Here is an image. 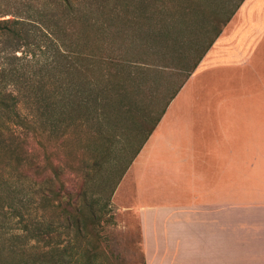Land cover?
<instances>
[{"label":"rangeland","instance_id":"374dc122","mask_svg":"<svg viewBox=\"0 0 264 264\" xmlns=\"http://www.w3.org/2000/svg\"><path fill=\"white\" fill-rule=\"evenodd\" d=\"M70 1L71 10L67 9L64 0H0V223L6 227L0 239L13 243V249H17L15 245H24V250L30 254L50 251L42 246V242L26 241V229L47 218L40 205L47 184L26 176L32 174L28 169L29 161L44 167L48 156L53 163H59L68 171L67 164L89 157L87 151L93 147L92 139H86L85 132L94 129L83 127V131L76 130L77 135L67 137L58 121L62 116L55 119V114L62 112L61 103L58 104L61 96L58 85L64 78L61 71L69 50V41L63 30L72 27L68 26V21H77L76 27H111L112 30L114 27L119 30L144 27L142 33H132L131 42L127 35L99 36L91 28L93 35L82 44V49L90 50L102 43L105 46L106 42L113 43L116 49L124 50V57L133 63L131 65H155L159 71L149 76L148 83L139 86L140 95L130 92L131 103L138 101L135 116L124 124L112 122L103 127L110 135L111 153L102 166L105 172L109 170L107 174L112 178V186L103 195L98 194L102 196V203L114 187L109 207L105 210L112 222H105L102 227V234L108 242V258L112 264H143L137 214L132 209V205L139 202V186L128 160L185 71L214 36L218 28L214 20L218 13L223 12L220 14L223 19L235 0H206L208 13L195 10L196 14L189 20L184 17L188 21L176 14L177 27L164 28L162 32L166 37L162 39L163 35L161 40H154L146 33L147 18L155 3L161 5L165 1L168 4L170 0ZM173 2L172 5L179 4L180 0ZM179 13L183 16L181 11ZM235 23H239L238 27H233ZM245 23L235 13L222 32L228 29L237 31ZM250 26L254 35L251 39H237L238 34L231 32L225 36L229 47L239 49V67H233L237 62L232 59L233 63L224 61L227 67L221 68L220 59L215 58L211 65L213 69L199 75L178 103L264 104V26ZM122 43L124 47H120ZM164 45L168 57L173 52L182 61L174 65L165 60L168 57L158 59L157 52L165 55ZM17 157L21 158L18 162ZM45 171L49 172V169L45 168ZM60 230L61 261L63 264H82L83 244L75 241L73 232L64 228Z\"/></svg>","mask_w":264,"mask_h":264},{"label":"crops","instance_id":"0c3cea01","mask_svg":"<svg viewBox=\"0 0 264 264\" xmlns=\"http://www.w3.org/2000/svg\"><path fill=\"white\" fill-rule=\"evenodd\" d=\"M236 17L246 25L219 35L131 164L143 264H264V104L178 103L215 58L239 67L225 36L251 39L264 0Z\"/></svg>","mask_w":264,"mask_h":264},{"label":"trees","instance_id":"16d2710c","mask_svg":"<svg viewBox=\"0 0 264 264\" xmlns=\"http://www.w3.org/2000/svg\"><path fill=\"white\" fill-rule=\"evenodd\" d=\"M244 1L235 0L223 19L220 18V14L223 12L218 13L214 20V24L218 27L214 36L206 43L189 69L185 71L181 81L161 107L150 129L128 160V165L132 164L156 128L166 107L195 71L206 52L221 34L223 27L228 24ZM64 2L67 9L71 10V1L64 0ZM170 2L166 4L164 1L161 5L153 2L155 5H153L154 9H152L151 15L147 18L148 30L146 33L154 40H161L163 35L162 39L166 37L162 32L164 28L177 27L178 17L176 14H179L178 16L182 19L189 17V20L192 15L196 14L195 10L205 14L209 9V3L206 0H180L179 4L174 5H172L173 0ZM180 11L183 16L180 15ZM188 20L184 19V21ZM76 24H78L77 21L70 19L68 26L72 27L63 29L69 41V50L65 60L67 62L61 71L64 78L59 80L60 84L58 85L59 96L61 95L58 104L61 103L62 112L55 114V119L62 116V119L58 121L63 126V134L67 137L77 135L79 129L80 131L85 129L83 127L94 129L87 133L84 131L85 138L92 139L93 147L87 149L88 158L81 159L78 163L72 161L69 165L67 164L68 171H65L59 163H53L48 156H46L44 167L33 165L32 161H29L28 169L32 174H26V176L47 184L46 194L40 203L47 218L35 227L26 229L28 233L26 241L33 240L35 244L42 242V246L50 251L47 253L43 251L40 255L30 254L24 250V245H15L17 249H13V243H6L1 238L0 264H63L59 249L61 242L58 241L61 237V228L67 232H73L75 241L83 244L81 247L83 251L81 254L82 264H112L108 258V242L102 234V227L105 222H112V217L108 216L105 210L109 207V199L114 187L108 192L109 195L105 196L103 203L102 196L98 195L100 193L103 195L112 186V178L107 174L109 170L107 169L105 172L102 166L111 153L110 135L107 131L104 132L103 127H108L112 122L124 124L135 116L138 101L131 103L130 92L140 95L142 91L139 86L148 83L149 76L152 77L159 71L155 65L147 66L146 64L147 67L131 65L133 63L128 62L124 57V50L116 49L113 43L106 42V46L102 43L99 46H93L95 48H90V50L82 49V44L87 43L90 35H93L91 28L99 36L120 37L127 35L128 41L131 42L132 33L138 31L140 34L144 31V27H123L122 30L114 27L112 30L111 27H76ZM120 45V47H124V43ZM164 48L166 49L167 46L163 47L165 55L156 53L160 60L168 57V52ZM165 60H169L174 65L182 61L173 52L169 53V57ZM173 66L172 68H175ZM118 71L120 72L119 78ZM131 72L134 74L132 75ZM20 160V157L16 158L17 162ZM45 168L49 169V172H46ZM100 183H102L101 186ZM5 229V225L0 223V237Z\"/></svg>","mask_w":264,"mask_h":264}]
</instances>
